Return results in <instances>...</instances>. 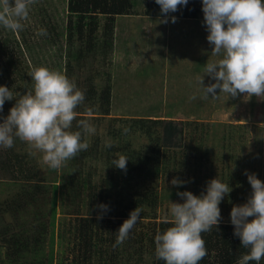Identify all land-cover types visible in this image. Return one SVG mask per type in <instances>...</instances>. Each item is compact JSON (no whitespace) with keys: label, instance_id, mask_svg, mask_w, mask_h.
<instances>
[{"label":"rangeland","instance_id":"374dc122","mask_svg":"<svg viewBox=\"0 0 264 264\" xmlns=\"http://www.w3.org/2000/svg\"><path fill=\"white\" fill-rule=\"evenodd\" d=\"M66 5L67 0H36L29 17L22 21V31L13 32L0 27V36L20 42L21 53L16 51L15 60L17 71L22 69L25 74L17 75L14 83L5 78L14 95H22L32 87L28 73L33 66L59 70L85 92V101L76 110L77 119H88L96 128L94 134L84 137L91 155L77 165L71 158L61 168L50 169L39 154L29 155L24 141L17 139L12 147L21 153L30 177L57 184V219L61 217L60 200L69 184L67 176L70 173L81 168V174L91 173V183L98 187L101 177L111 166L107 164L110 151L119 154L126 145L132 153L143 154L159 138L161 151L169 161L162 167L161 176L151 184L157 190L158 198L154 208L148 210L149 215L170 220L171 201L183 202L178 191L190 190L200 195L207 181L217 177L232 187L219 205L223 217L220 223H231L232 206L246 202L251 194L246 171L254 172L264 180V97L253 95L247 99L240 94L229 98L221 92L215 98H202V89L196 79L203 75L207 60L219 58L211 53L203 15L180 18L171 13L170 16L177 17L176 22L169 19L168 23H161L162 17L145 14L143 0H134L129 14L115 17L107 41L103 37L106 17L99 15L94 53L86 55V65L79 70L75 68L73 52L80 42L76 34L70 44L66 39ZM40 28H45L47 35H37ZM67 61L70 62V71L65 66ZM211 82L214 80L205 74L204 84ZM107 85L109 107L104 112L105 104H101L98 96ZM192 96L196 99H191ZM14 103L5 101L0 119L8 114ZM145 118L162 120L151 127V138L137 121ZM168 121L176 129L172 139L166 141L161 133L162 126ZM75 124L74 121V128ZM125 126L131 128L126 135L122 132ZM109 142L114 145L111 149L106 147ZM10 177L8 171L0 170V201L8 199L18 186L17 181L13 182L17 179L16 173L12 176L14 178ZM173 178L186 183L172 185ZM88 189L89 193L83 195L81 211L96 217L100 212L97 206L109 202L90 194ZM146 221L148 219H143L140 223ZM121 246L128 248L126 256L134 264L137 257L134 249L125 243ZM55 255L53 264H59L58 259L62 257L64 260L60 264H71L69 256L56 250ZM143 264H154L153 256L145 253Z\"/></svg>","mask_w":264,"mask_h":264},{"label":"clouds","instance_id":"9594fccd","mask_svg":"<svg viewBox=\"0 0 264 264\" xmlns=\"http://www.w3.org/2000/svg\"><path fill=\"white\" fill-rule=\"evenodd\" d=\"M36 0H0V27L22 31L31 6ZM163 17L159 22L175 23V13L189 0H155ZM203 24L207 41L215 60H207L203 75L196 84L202 89V98H215L223 92L229 98L244 94L264 97V0H202ZM37 35H47L40 28ZM32 87L22 95H14L11 88L0 84V113L5 101L15 98L8 114L0 119V148H12L17 139L27 145L29 155L40 158L50 169L61 168L68 160L89 148L86 135L94 134L95 126L88 119H77V108L85 101V92L64 73L47 66H33L28 73ZM205 74L214 82L204 84ZM219 90V91H217ZM191 99H196L192 96ZM91 111V109H89ZM76 122L75 128L73 122ZM131 128L125 126L123 134ZM106 147H114L107 143ZM129 158L117 154L111 165L127 170ZM251 194L246 202L234 204L230 211L233 234L247 251L236 264H260L264 260V180L254 172L246 171ZM172 185L186 181L173 178ZM232 187L217 177L206 183L200 195L190 190L178 191L183 202L171 201L170 225L158 232L155 240V256L165 264H200L207 255L203 233L218 227L223 219L220 203L229 195ZM98 218L109 211V205L101 202ZM143 209L136 207L119 226L113 247L124 243L141 218ZM251 218V219H250Z\"/></svg>","mask_w":264,"mask_h":264},{"label":"trees","instance_id":"16d2710c","mask_svg":"<svg viewBox=\"0 0 264 264\" xmlns=\"http://www.w3.org/2000/svg\"><path fill=\"white\" fill-rule=\"evenodd\" d=\"M143 2L145 14L163 17L155 0ZM133 4L134 0H67L66 39L70 44L72 36L76 34L80 42L73 52L75 68L82 69L86 65V55L94 53L98 16L106 17L103 37L104 41H107L114 28L115 17L129 14ZM175 14L180 18L202 16V0H189V3L180 7ZM21 37L27 46L24 36ZM16 51L21 53L17 39L11 41L8 36H0V84L6 85L8 79L14 83L17 75L25 74L22 69L21 72L17 71ZM65 66L70 71L69 61ZM98 97L101 104H105L104 112L107 111L109 85L102 89ZM14 102L7 101L10 104ZM137 121L147 130V137L151 138V127L162 120L145 118ZM175 129L174 124L168 121L162 126L161 136L169 141ZM158 140L159 138L143 154L132 153L125 145L123 151L119 150V154L129 158L127 170L111 165L101 177L98 187L91 183V173L81 174V168L70 173L67 176L69 184L65 192H62L60 200L62 207L59 219L57 184L30 177L26 173L28 168H24L26 163L23 162L21 153L12 148L0 150V170L8 171L11 179L16 173L17 179L13 182L17 181L18 184L8 199L0 201V264H53L55 250L66 257L69 256L71 264H132L131 258L126 256L128 248L121 244L113 247V244L117 235L115 231L137 206L143 209L141 218L124 242L134 249L137 256L134 264H143L145 253L153 256L154 264H165L155 256L154 238L158 232L171 225L169 219H157L155 215L148 213V210L154 208L158 198L157 190L151 184L161 176L162 167L168 165L169 161V157L161 151ZM110 152V158L105 156L108 158V165L117 156L114 151ZM90 155L91 150L87 149L78 153L73 160L77 165ZM88 188L90 194H96L100 199L104 198L109 202V211L104 213L102 218L90 216L88 213L82 214L81 203L83 195L89 193ZM143 219L148 221L141 224ZM233 230L231 223L222 222L217 228L213 227L211 231L202 234L207 255L200 264H236L237 258L247 250L241 246ZM62 258L58 259L59 264L64 260ZM260 264H264V260H261Z\"/></svg>","mask_w":264,"mask_h":264}]
</instances>
